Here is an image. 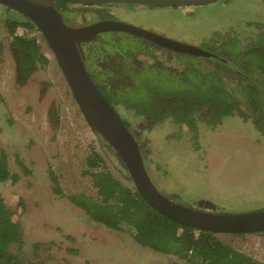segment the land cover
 I'll return each mask as SVG.
<instances>
[{
	"label": "rangeland",
	"instance_id": "374dc122",
	"mask_svg": "<svg viewBox=\"0 0 264 264\" xmlns=\"http://www.w3.org/2000/svg\"><path fill=\"white\" fill-rule=\"evenodd\" d=\"M74 6L82 8L75 23L91 22L97 15L90 6ZM107 6V19L200 47L218 32L240 46L264 32V24L255 26L264 23V0H214L193 7ZM8 14L21 15L0 4V154H5L10 173L17 175L0 182V193L21 232V245L13 249L37 264H192L140 245L132 225L112 228L92 220L70 199L101 198L93 177L85 172L93 151L113 177L131 189L134 185L115 151L101 145L88 127L39 31L25 38L35 39L37 52L47 60L31 66L21 81L6 28V18L12 17ZM155 54L162 61V52ZM226 84L238 87L234 79ZM118 110L121 119L139 132L147 172L159 190L191 207L206 200L227 213L264 208V132L251 119L234 114L215 123L200 121L194 138L186 125L170 119L154 124L149 117ZM215 236L264 262V232Z\"/></svg>",
	"mask_w": 264,
	"mask_h": 264
},
{
	"label": "trees",
	"instance_id": "16d2710c",
	"mask_svg": "<svg viewBox=\"0 0 264 264\" xmlns=\"http://www.w3.org/2000/svg\"><path fill=\"white\" fill-rule=\"evenodd\" d=\"M55 7L63 13L66 21L82 10L67 1H57ZM91 8L97 17L108 14L105 7ZM19 14L21 17L8 14L12 17L6 18V28L11 37V47L19 53L17 72L22 81L31 66L37 62L45 63L47 59L37 52L35 39L14 35L19 24L30 31H37L28 18ZM263 24L256 22L255 26ZM41 38L45 40L43 36ZM203 46L217 56L175 54V57H167L162 50L161 61L155 54L157 46L128 33H121L119 39L114 38L111 32L101 33L99 39L83 48L85 65L92 81L117 112L122 107L134 115L151 118L154 124L170 119L176 124L186 125L194 138L200 121L215 123L234 114L244 120L251 119L254 127L264 132V32L244 46L218 32ZM140 53L149 55V58L139 57ZM228 79L236 81L237 89L226 84ZM100 164L103 165L101 169ZM87 165L85 172L93 177L101 198L94 200L81 195L78 199H70L92 220L112 228L132 225L134 239L140 245L192 264H264L224 243L214 232L198 230L195 234L191 226L174 221L150 207L135 187L131 189L122 184L105 170L98 153L93 151L87 157ZM16 177L10 173L2 152L0 182ZM50 177L57 186L56 176L51 174ZM12 214L0 193V264H37L24 259L13 249L20 247L22 238Z\"/></svg>",
	"mask_w": 264,
	"mask_h": 264
},
{
	"label": "water",
	"instance_id": "95a60500",
	"mask_svg": "<svg viewBox=\"0 0 264 264\" xmlns=\"http://www.w3.org/2000/svg\"><path fill=\"white\" fill-rule=\"evenodd\" d=\"M57 1L90 5L122 3L178 7L206 4L214 0H0V4L24 15L44 37L88 127L100 142L115 151L125 165L135 189L150 207L197 230L229 234L264 232V208L227 213L218 211L206 200H199L197 207H191L181 204L155 186L147 172L138 142L92 81L85 65L83 44L94 40L102 32L123 31L177 53L198 57L217 55L200 46L123 21L107 19L83 26L69 24L55 7Z\"/></svg>",
	"mask_w": 264,
	"mask_h": 264
},
{
	"label": "flooded vegetation",
	"instance_id": "af4514ba",
	"mask_svg": "<svg viewBox=\"0 0 264 264\" xmlns=\"http://www.w3.org/2000/svg\"><path fill=\"white\" fill-rule=\"evenodd\" d=\"M69 3V2H68ZM73 4V3H72ZM207 4V3H206ZM82 5H84L85 6V4H82ZM88 5H90V4H88ZM200 5H202V4H200ZM91 6H94V7H99V6H101V7H105V8H107L108 6H103V5H91ZM91 6H90V8H91ZM149 6V5H148ZM190 6H192L193 7V5H190ZM194 6H196V5H194ZM150 7H155V6H150ZM173 7H177V6H173ZM178 7H182V6H178ZM184 7V6H183ZM186 7V6H185ZM187 7H189V6H187ZM91 10L92 11H94L93 10V8H91ZM95 12V11H94ZM62 15H63V13H62ZM77 14H75L74 16H76ZM74 16H73V18H74ZM106 16V15H105ZM100 17V16H98L97 17V15L96 16H94L93 18H92V21L91 22H95V21H99V20H107V18L106 17ZM97 17V18H96ZM63 18H64V16H63ZM73 18H71L69 21H66L65 20V18H64V20L67 22V23H69V24H76V25H78V26H83V25H86V24H88V23H91V22H81L80 21V23H75L74 22V20H73ZM94 18L96 19V20H94ZM149 30V29H148ZM152 31V30H151ZM107 32H111L112 33V36L114 37V38H116V39H119L120 37H121V33H126V32H123V31H107ZM107 32H102L103 34L104 33H107ZM155 32V31H154ZM120 33V34H119ZM157 33V32H156ZM129 34V33H128ZM42 36V35H41ZM99 36H101V33H99L98 34V36L94 39V40H92V41H95L96 39H99ZM140 39H142V40H147V39H144V38H140ZM173 39V38H172ZM92 41H89V42H87V43H91ZM148 41V40H147ZM150 42V41H149ZM205 42H206V40H205ZM87 43H84L83 44V46L85 45V44H87ZM151 43V42H150ZM153 44V43H152ZM204 44V42H202V44L201 45H203ZM153 45H155V44H153ZM195 45V44H194ZM155 46H157V45H155ZM202 48H204V46H201ZM11 49H12V51H13V55L15 56V58L16 59H18L19 58V53L17 52V50L14 48V47H11ZM205 49V48H204ZM162 50H164L165 51V53H166V56L167 57H175V54H182V53H177V52H174V51H171V50H166V49H164V48H162V47H160V46H157V50L155 51V52H162ZM207 50V49H206ZM211 52V51H210ZM84 56H85V51H84ZM194 57H198V56H194ZM84 58H86V56L84 57ZM19 67V66H18ZM17 70H18V68H17ZM128 127V129H129V131L131 132V134L133 135V137L135 138V140L138 142V144H140L139 142H140V135H139V132L138 131H136V129H134L133 127H130L129 125L127 126ZM100 142V141H99ZM100 143H103V142H100ZM171 198H176L177 199V201H178V198H177V196H171V195H169Z\"/></svg>",
	"mask_w": 264,
	"mask_h": 264
},
{
	"label": "built area",
	"instance_id": "2783aa9c",
	"mask_svg": "<svg viewBox=\"0 0 264 264\" xmlns=\"http://www.w3.org/2000/svg\"><path fill=\"white\" fill-rule=\"evenodd\" d=\"M15 30H16L15 35L21 37L29 36L30 32H32L24 25H18Z\"/></svg>",
	"mask_w": 264,
	"mask_h": 264
},
{
	"label": "bare ground",
	"instance_id": "6f19581e",
	"mask_svg": "<svg viewBox=\"0 0 264 264\" xmlns=\"http://www.w3.org/2000/svg\"><path fill=\"white\" fill-rule=\"evenodd\" d=\"M197 231H198V230H197V229H195V233H196V234H197ZM240 234H242V233H240Z\"/></svg>",
	"mask_w": 264,
	"mask_h": 264
},
{
	"label": "clouds",
	"instance_id": "9594fccd",
	"mask_svg": "<svg viewBox=\"0 0 264 264\" xmlns=\"http://www.w3.org/2000/svg\"><path fill=\"white\" fill-rule=\"evenodd\" d=\"M112 5V4H111ZM38 31V30H37ZM41 34V33H40ZM46 41V40H45ZM47 43V42H46ZM98 139V138H97ZM99 140V139H98ZM100 141V140H99ZM141 149V148H140ZM142 154V153H141Z\"/></svg>",
	"mask_w": 264,
	"mask_h": 264
}]
</instances>
